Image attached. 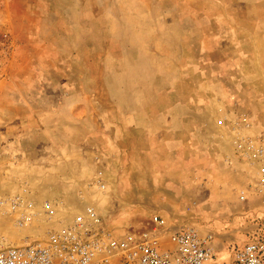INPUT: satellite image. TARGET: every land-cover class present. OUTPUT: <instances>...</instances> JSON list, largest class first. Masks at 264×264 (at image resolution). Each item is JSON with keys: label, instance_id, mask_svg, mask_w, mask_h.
Instances as JSON below:
<instances>
[{"label": "rangeland", "instance_id": "rangeland-1", "mask_svg": "<svg viewBox=\"0 0 264 264\" xmlns=\"http://www.w3.org/2000/svg\"><path fill=\"white\" fill-rule=\"evenodd\" d=\"M0 96L30 102L25 127L74 158L34 183L17 169L38 211L54 187L62 202L23 229L0 217L10 242L42 237L89 205L117 234L162 216L164 248L180 229L211 235L209 264H230L234 248L264 234L258 166L236 150L238 137L264 136V0H0ZM79 169L83 197L62 195ZM244 221L258 224L246 241Z\"/></svg>", "mask_w": 264, "mask_h": 264}, {"label": "built area", "instance_id": "built-area-1", "mask_svg": "<svg viewBox=\"0 0 264 264\" xmlns=\"http://www.w3.org/2000/svg\"><path fill=\"white\" fill-rule=\"evenodd\" d=\"M218 126L224 128V121H219ZM236 150L258 166V190L264 197V136L258 142L238 137ZM97 175L98 187L105 189L102 172ZM240 198L246 200L245 192ZM38 209L27 196L0 194V217L15 215L14 226L18 229L29 227L38 214L47 219L57 214L51 202H45L41 212ZM152 223L150 230L117 234L108 229L95 207L89 205L72 220L60 222V228L48 229L42 237L18 244L0 235V264H208L215 261L213 236L203 237L195 230L180 229L169 235L171 248H164L161 231L167 227V221L154 215ZM232 253L230 264H264V234L254 236Z\"/></svg>", "mask_w": 264, "mask_h": 264}, {"label": "crops", "instance_id": "crops-1", "mask_svg": "<svg viewBox=\"0 0 264 264\" xmlns=\"http://www.w3.org/2000/svg\"><path fill=\"white\" fill-rule=\"evenodd\" d=\"M24 105H30V102L22 101L18 97L0 96V190L8 195L28 197L30 195L29 188L16 184L18 180L16 178L18 175L17 169L22 168V172L24 170L28 172L23 177L29 183H34L38 176L42 174L44 168L51 167L53 177L56 178L55 172L61 168H71L74 158L71 157L73 150L69 149V146H63L62 149L58 150L57 147L38 143V139L35 138L38 135L37 126L25 127L29 123L27 120L33 116L34 111L31 106ZM30 125L32 124L30 123ZM220 133L226 134L225 129H221ZM23 138L27 139V144H21ZM30 140L33 143H30ZM42 175L44 176V174ZM86 179L87 174L83 169L72 173L68 172L63 179L62 195H74L77 199L82 198ZM11 183L13 186H10ZM60 195L58 189L54 187L48 197L49 202L58 205V208L62 202L59 200L61 199ZM62 205H64V210L67 212L72 209L70 203L66 201ZM256 226H258L257 223L244 221L240 227L243 235L240 240L246 241L248 230L254 229Z\"/></svg>", "mask_w": 264, "mask_h": 264}, {"label": "bare ground", "instance_id": "bare-ground-1", "mask_svg": "<svg viewBox=\"0 0 264 264\" xmlns=\"http://www.w3.org/2000/svg\"><path fill=\"white\" fill-rule=\"evenodd\" d=\"M37 221H38V220H37ZM37 221H36V219H34V220L32 219V220L30 221V226L33 225V224L35 225V223H36ZM208 264H209V263H208Z\"/></svg>", "mask_w": 264, "mask_h": 264}]
</instances>
